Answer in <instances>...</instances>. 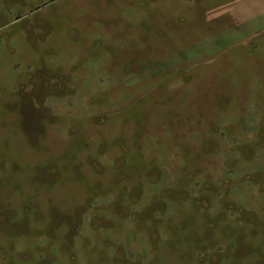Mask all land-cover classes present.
<instances>
[{"label": "rangeland", "instance_id": "1", "mask_svg": "<svg viewBox=\"0 0 264 264\" xmlns=\"http://www.w3.org/2000/svg\"><path fill=\"white\" fill-rule=\"evenodd\" d=\"M0 264H264V0H0Z\"/></svg>", "mask_w": 264, "mask_h": 264}]
</instances>
